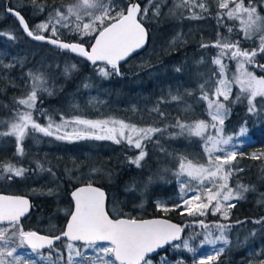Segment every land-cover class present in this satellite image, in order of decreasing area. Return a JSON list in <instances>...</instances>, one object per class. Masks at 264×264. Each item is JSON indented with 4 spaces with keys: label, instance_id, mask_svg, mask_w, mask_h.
Listing matches in <instances>:
<instances>
[{
    "label": "trees",
    "instance_id": "1",
    "mask_svg": "<svg viewBox=\"0 0 264 264\" xmlns=\"http://www.w3.org/2000/svg\"><path fill=\"white\" fill-rule=\"evenodd\" d=\"M8 1L10 7L21 12L30 28L47 20L53 5L71 2L37 0L38 4L45 6V11L41 13L33 8L29 0ZM126 2L127 0H117V3ZM174 2L175 0H167V3L162 4L159 17H153L150 8L148 18L143 21L149 34L147 50L121 65V75L113 74L105 78L98 74V68L102 66L100 63L94 66L69 52L30 41L16 19L7 14L6 0H0V32L12 33L17 37L11 40L7 35L0 36V62L16 65L10 69L0 68V120L11 119L14 100L27 95L30 90L27 73L39 70L47 77V86L53 93H38L34 118L41 124L47 122L49 117L53 121H61L60 116L63 114L68 119L74 116L114 118L140 127L167 128L162 135L156 134L153 141L147 143V155L140 167L131 163L139 150L126 143L113 144L88 139L82 145L86 150L92 151V155L76 156L73 159L66 154L65 143L54 137L34 133L24 142V156L16 157L14 138L0 137V163H19L30 169L23 177L0 180V193L25 195L34 204L29 218L21 222L24 230L46 235L58 234L65 227L69 217L67 213L72 211L69 196L71 190L88 180H93L94 184L107 190L108 212L113 218L162 217L182 226L193 219L181 216L180 210L162 212L156 205L159 201L171 206L178 200L179 181L174 175L178 158L200 154L201 141L198 138L171 135L179 131L172 127L177 118L187 122L209 119L205 103L199 100V85L216 70L217 66L211 63V59L216 55L217 49H205L200 45L215 41L218 34L231 40L240 39L245 48L256 47L259 40L256 37L253 40L242 39V33L238 31L239 22L225 20L226 24L237 26L232 33L226 27L218 25L215 5H212L210 14H204L203 19H188L190 13L187 10H180L175 16H171L169 9ZM139 3L142 8L148 6V0H139ZM258 11L264 16V4L258 5ZM44 34L51 35L50 32ZM178 34L180 39L173 43ZM59 39L65 42L83 39L88 48L94 40L92 36L81 38L67 29H60ZM256 59L264 64V58L258 56ZM200 60L203 63H197ZM42 63H49V66L39 69L38 66ZM225 63L231 76L235 73V62L226 60ZM73 64L76 65L75 69L71 68ZM66 66L70 69L68 74L64 73ZM177 67L181 68L180 72L175 71ZM248 67L253 73L264 75V70L255 66ZM85 84L90 87L85 88ZM187 92H191V95ZM169 93L179 94L183 98L171 101ZM237 94L239 87L234 84L230 101H224L229 112L223 128L225 135L238 134L239 129L247 122L246 134L240 137L244 142V155L238 157L237 161L244 171L233 175L230 186L235 188L236 184H242L248 186L249 191L244 193V199L235 201L236 206L230 211V219L221 220L222 223L232 224L228 236L231 245L226 261L222 260V254L213 264H233V255L239 260L242 258L241 262L244 263L251 250L253 259H256L254 253L264 249V225L253 223L264 217V159L251 158L253 154L264 153V112L259 115L249 114L246 100L231 102L235 101ZM161 97L167 102L157 105ZM157 106L166 114L165 117L161 118L151 111ZM186 108L190 110L186 111ZM0 130L6 129L0 125ZM37 161L43 165V171L37 167ZM93 168L100 171L93 172ZM47 169H51V172ZM201 219L212 223L221 218L219 214H209ZM237 221L243 223H236ZM199 230L203 229L198 226L186 228L184 238ZM253 231L256 235L249 236ZM66 243L61 240L55 247L65 252ZM192 245L197 247V241ZM48 252L49 250L44 251L43 254L48 256ZM178 258L184 264H193L194 260H198L196 253H189L184 249L176 251L170 246L166 252L152 258V264H161L162 260L175 263ZM51 259L56 260L55 252Z\"/></svg>",
    "mask_w": 264,
    "mask_h": 264
},
{
    "label": "snow or ice",
    "instance_id": "2",
    "mask_svg": "<svg viewBox=\"0 0 264 264\" xmlns=\"http://www.w3.org/2000/svg\"><path fill=\"white\" fill-rule=\"evenodd\" d=\"M29 2L35 10L41 13L45 11V6L38 4L37 0ZM165 3L167 0H148V6L142 8L139 0H127L126 3H117V0H71L68 4L53 5L47 20L38 23L35 28H30L25 17L15 8L9 7L6 11L16 18L27 37L35 41H46L75 53L94 66L97 62H102L98 74L107 78L113 74L121 75L120 62L144 46L148 33L143 21L148 18L150 8L152 16L159 17L161 6ZM261 4H264V0H175L173 7L169 9L171 16H175L180 10H187L190 13L188 19H203L204 14H210L212 5H215L218 25L226 27L232 33L237 26L228 25L225 20L239 22L238 31L242 33V39L253 40L256 37L259 40L256 47L245 48L240 39L231 40L218 34L215 41L200 45L205 49H217L216 55L211 59V63L217 68L209 79L199 85V100L205 103L209 119L187 122L177 118L172 127L179 131L171 135L198 138L206 159L199 162L180 156L174 172L179 181L180 197L171 206L159 201L156 205L165 213L180 210L181 216L193 218L190 223L182 226L166 219L111 218L106 211L105 191L89 182L71 193L74 209L67 213L70 219L67 220L65 228L58 234L41 235L36 231L24 230L21 224V218L30 211V201L23 196L0 194V264H37L34 257L47 259L48 264H152L151 254L165 246L174 249L182 247L189 253L197 252L198 248L191 243L197 236H202L200 247L210 245L214 251L194 260L193 264H213L218 261L231 244L228 232L232 224L222 223L221 220L230 219V211L236 206L232 201L244 199V193L249 191L248 186L236 184L233 188L229 183L233 175L244 171L237 163L238 157H242L244 153L236 150L234 140L245 136L247 122L239 129L238 134L225 135L223 125L229 109L224 101H230L235 84L239 87V94L231 102L246 100L249 114L259 115L264 112V77L258 78L248 67L255 66L264 70V64L256 59L258 56L264 58V16L258 11V5ZM61 28L81 38L92 36L94 43L89 49L85 47L83 39L78 42H64L59 39ZM48 32L51 33L50 36L44 34ZM4 35L11 40L17 39L12 33L0 32V36ZM179 39L178 34L173 43ZM226 60L234 61L236 65L235 73L231 76L227 72ZM19 63L22 64V61ZM197 63H203V60ZM15 66L14 63L0 62V68L3 69ZM71 68L75 69L76 65H71ZM69 71L66 66L64 73L68 74ZM175 71L180 72L181 68L177 67ZM27 77L30 89L27 95L14 100L10 120H0V125L6 129L0 130V137H14L16 157L24 156L25 139L34 133H40L57 140L94 139L110 140L116 144L126 143L139 150L131 163L140 167L141 161L147 155V143L152 142L156 134L162 135L167 131V128L139 127L114 118L93 120L74 116L68 119L63 114L59 124H55L49 117L48 123L42 125L34 118L38 93H53L47 86V77L39 70L29 71ZM84 87L90 85L85 84ZM187 94L191 95V92ZM169 95L171 101H180L183 98L179 94ZM166 102L161 97L157 105ZM188 110L190 109L186 108ZM151 111L161 118L166 115L159 106ZM70 125L72 132L63 131L61 134V130ZM251 158L264 159V153L253 154ZM36 163L43 171V165L38 161ZM47 170L51 172V169ZM29 171L30 169L19 163H0V180L23 177ZM92 171L98 172L100 169L93 168ZM209 214H219L221 219L212 223L201 219ZM253 223L264 225V217L254 220ZM194 226L203 231L193 232L191 236L184 238L185 228ZM255 235V231L249 233L251 237ZM64 239L67 240L64 245L66 255L55 247L57 241ZM99 242L108 243L105 246ZM218 244L221 246L216 247ZM21 248H27L30 252L27 255L20 254L18 249ZM45 248L49 250L47 257L41 251ZM88 249H92L96 255H87ZM53 252L56 253L55 261L51 259ZM254 255L256 259L249 260L246 264H264V249L256 251ZM162 264L168 262L162 260ZM175 264H184V261L177 260Z\"/></svg>",
    "mask_w": 264,
    "mask_h": 264
},
{
    "label": "rangeland",
    "instance_id": "3",
    "mask_svg": "<svg viewBox=\"0 0 264 264\" xmlns=\"http://www.w3.org/2000/svg\"><path fill=\"white\" fill-rule=\"evenodd\" d=\"M62 29V28H61ZM60 31V30H59ZM37 50H39V48H37ZM47 66H49V63H42L41 65L38 66L39 69H45L47 68ZM255 76H257L258 78L259 77H264V75H257L256 73H254ZM88 119H92V118H88ZM95 120V119H93ZM55 124H59L61 121H53ZM48 123L45 122V123H42V125H46ZM140 127V126H139ZM63 131H67L69 133L72 132V126H68L66 129H62L61 130V134L63 133ZM14 138V137H13ZM28 138L25 139V141L27 140ZM89 140H93V139H89ZM24 141V142H25ZM63 143H65L67 145V148H66V154L68 156H70L71 158L74 159V157L76 156H82V155H85L86 157H89L90 155H92V151H88L84 148V146L82 145V142L85 141V140H76V139H72L71 141L70 140H59ZM100 141H104V142H108V143H113V144H116L114 143L113 141H110V140H100ZM234 143L237 145V151L239 152H242L243 153V150H244V142L240 140V137L236 140H234ZM133 148V147H132ZM135 149V148H134ZM137 150V149H136ZM189 159H195V160H198L199 162H204L206 157L204 156L203 154V149H202V145L200 144V154L196 153V154H193L192 156L188 157ZM230 183V181H229ZM180 197V192H179V195L176 197L179 199ZM232 203H235V201H232ZM203 231V230H202ZM201 230H199L198 232H202ZM228 236H229V232H228ZM188 238V237H187ZM202 240V236H197L195 238V240H192L191 243H195V241H197V247H198V251L195 252L197 254V258H201L202 256H205L211 252L214 251V249L212 248V246L210 245H204L203 247H200V241ZM102 245H105L107 246V244H102ZM231 245V244H230ZM230 245L227 246L226 250L229 249ZM221 245H217L216 247H220ZM183 250V248L181 247L180 249H176V251H179V250ZM225 250V251H226ZM30 252L29 249L27 248H21V249H18V253L20 254H24V255H27L28 253ZM87 255H91V256H94L96 255V253L92 250V249H88L87 250ZM44 255V254H43ZM249 258L243 263V264H246L247 261L249 260H255L253 259L252 257V254H249ZM45 257H47V255H44ZM37 259V264H48V260L47 259H44V260H41L39 259L38 257H34ZM162 264V263H161ZM168 264H175L173 262H168Z\"/></svg>",
    "mask_w": 264,
    "mask_h": 264
},
{
    "label": "water",
    "instance_id": "4",
    "mask_svg": "<svg viewBox=\"0 0 264 264\" xmlns=\"http://www.w3.org/2000/svg\"><path fill=\"white\" fill-rule=\"evenodd\" d=\"M10 7V2L8 1V0H6V9L7 8H9ZM7 12V11H6ZM7 14H9V13H7ZM11 15V14H10ZM14 17V16H13ZM15 18V17H14ZM16 19V18H15ZM17 21V20H16ZM17 23H18V21H17ZM19 25V24H18ZM23 32V31H22ZM147 33H148V31H147ZM24 35L26 36V34L24 33ZM27 37V36H26ZM30 41H32V42H34V43H37V44H45V45H47V46H50V47H52V48H55V49H59V50H62V51H66V50H63V49H60V48H58L57 46H55V45H52V44H49V43H47L46 41H35V40H33V39H31V38H29V37H27ZM65 42V41H64ZM92 43H94V40H93V42ZM148 46H149V34H147V38H146V42H145V44H144V46L142 47V48H140V49H138V50H136L135 52H133L125 61H121L120 62V66L121 65H124L125 63H127L129 60H131L132 58H134V57H136V56H138V55H140L141 53H143L145 50H147V48H148ZM86 47V46H85ZM88 48V47H87ZM89 49H90V47H89ZM66 52H68V51H66ZM72 56H74V57H77V58H79V59H81V60H83V61H85V62H87V63H89V64H92L90 61H87L85 58H83V57H79L77 54H75V53H71V52H69ZM98 63H100V64H102V62H97V64ZM82 186H84V185H82ZM93 186H95V187H99V186H96V185H93ZM79 187H81V186H79ZM79 187H76L75 189H73L72 191H71V193L73 192V191H75L77 188H79ZM99 188H101V187H99ZM103 191H105V193H106V211L108 212V200H109V198H108V194H107V192H106V190L104 189V188H101ZM71 193H70V198L72 199V196H71ZM0 194H4V195H13V194H6V193H0ZM18 196H23V197H26L29 201H30V205H31V208H30V211L24 216V217H22L21 218V222L22 221H25L27 218H29V216L31 215V212H32V208H33V203H32V201H31V199L29 198V197H27V196H25V195H18ZM72 201H73V199H72ZM73 209H74V201H73ZM72 209V210H73ZM108 214H109V212H108ZM109 216L111 217V218H113L110 214H109ZM122 218H125L126 219V217H122ZM68 219H70V216L68 217ZM67 219V220H68ZM115 219V218H114ZM133 219H138V218H133ZM150 219H166V220H169V219H167V218H162V217H159V218H146V219H141V220H150ZM169 221H171V220H169ZM172 223H176V224H179V223H177V222H174V221H171ZM67 223V222H66ZM181 225V224H180ZM65 226H66V224H65ZM65 228V227H64ZM39 233V232H38ZM39 234H41V235H46V234H42V233H39ZM183 236H185V231H184V233H183ZM64 241H66L67 242V240L66 239H64ZM59 243V241H57L56 242V245ZM78 244H80L81 242H77ZM100 244H107L108 242H99ZM175 243H178V242H175ZM170 246H165V248L164 249H159L158 251H157V253H152L151 254V259L152 258H155V257H158L159 255H161L162 253H164V252H166L167 250H168V248H169ZM48 249L47 248H45V249H42L41 251L42 252H44V251H47Z\"/></svg>",
    "mask_w": 264,
    "mask_h": 264
},
{
    "label": "flooded vegetation",
    "instance_id": "5",
    "mask_svg": "<svg viewBox=\"0 0 264 264\" xmlns=\"http://www.w3.org/2000/svg\"><path fill=\"white\" fill-rule=\"evenodd\" d=\"M89 182H91L93 185H96V184H94V182H93V180H88V181H86V183L85 184H83V185H86L87 183H89ZM82 186V185H81ZM96 186H98V185H96ZM79 187V186H78ZM100 187V186H99ZM102 188V187H101ZM73 189H75V188H73ZM72 189V190H73ZM71 190V191H72ZM106 190V189H105ZM106 192H107V190H106ZM71 193V192H70ZM108 194V193H107ZM69 196H70V194H69ZM72 200V199H71ZM33 203V202H32ZM33 208H34V204H33ZM32 208V209H33ZM72 209H73V201H72ZM186 229V228H185ZM185 237V236H184ZM178 243H180V242H178ZM230 248V247H229ZM228 251H229V249H227L223 254H224V258L222 259L223 261H226V259H227V257H226V255L228 254ZM249 253H251L252 255H253V253H252V250H251V252H249ZM233 258L231 259L232 260V262H233V264H243V262H241V260H242V258H240V260L239 259H237L236 257H234V255L232 256ZM178 260H181V258H178ZM244 260V259H243ZM238 261L239 262H241V263H238Z\"/></svg>",
    "mask_w": 264,
    "mask_h": 264
},
{
    "label": "bare ground",
    "instance_id": "6",
    "mask_svg": "<svg viewBox=\"0 0 264 264\" xmlns=\"http://www.w3.org/2000/svg\"><path fill=\"white\" fill-rule=\"evenodd\" d=\"M21 6V5H20Z\"/></svg>",
    "mask_w": 264,
    "mask_h": 264
}]
</instances>
